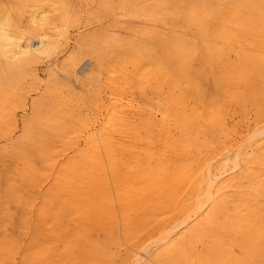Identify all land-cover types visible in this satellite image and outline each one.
<instances>
[{
	"label": "rangeland",
	"instance_id": "obj_1",
	"mask_svg": "<svg viewBox=\"0 0 264 264\" xmlns=\"http://www.w3.org/2000/svg\"><path fill=\"white\" fill-rule=\"evenodd\" d=\"M33 6L55 48L0 54V264H264V0H0V20Z\"/></svg>",
	"mask_w": 264,
	"mask_h": 264
},
{
	"label": "bare ground",
	"instance_id": "obj_2",
	"mask_svg": "<svg viewBox=\"0 0 264 264\" xmlns=\"http://www.w3.org/2000/svg\"><path fill=\"white\" fill-rule=\"evenodd\" d=\"M38 1V0H37ZM40 1V0H39ZM65 1V0H64ZM30 2V1H29ZM46 2V1H45ZM56 3V1H54ZM59 2V1H58ZM57 2V3H58ZM11 3V2H10ZM24 3V2H23ZM26 3V2H25ZM24 3V4H25ZM36 3V2H35ZM50 3V2H49ZM52 3V2H51ZM37 4V3H36ZM57 5V4H55ZM62 5V4H61ZM37 6V5H36ZM33 6L36 9L37 7ZM49 6V5H48ZM54 6V5H53ZM58 6V5H57ZM20 7V6H19ZM27 7V5H26ZM55 7V6H54ZM12 7H10L11 9ZM30 8V7H28ZM27 8V9H28ZM44 8V7H43ZM6 9V8H5ZM21 10V8H19ZM32 9V8H31ZM62 9V8H61ZM2 10V9H1ZM24 10V9H23ZM26 10V9H25ZM28 11V10H27ZM31 11V10H30ZM28 11V12H30ZM38 12V10H36ZM17 12V11H16ZM20 13V11H18ZM25 12V11H24ZM37 12H34L29 16V18L25 21H20V16H18L13 12L9 11L10 14L7 15L8 17L2 18L4 20H0L2 23L0 26V54L3 55L4 59L7 61L11 67H18L23 68L24 67H32V65H36L40 59L48 58L49 55L52 54L54 50V42L53 37L55 34L51 32L49 34V28L51 29L50 25H52V22L50 23L49 19L46 16L39 15ZM58 12V11H57ZM56 12V13H57ZM7 13V10H6ZM5 13V15H6ZM18 13V14H19ZM22 13V11H21ZM23 14V13H22ZM29 14V13H28ZM27 14V15H28ZM15 15V17H14ZM20 15V14H19ZM53 15V14H52ZM24 16V15H21ZM54 16V15H53ZM51 17V16H50ZM18 18V19H16ZM64 23V22H63ZM62 23V24H63ZM53 26V25H52ZM57 27V26H56ZM56 30V29H55ZM58 30V29H57ZM54 32V31H53ZM61 33V32H60ZM188 35V34H187ZM56 37V36H55ZM60 43V42H59ZM58 45V44H57ZM59 48V47H58ZM56 48V49H58ZM56 53V52H55ZM29 67V68H30ZM257 131V130H256ZM255 134H257L255 132ZM263 134V133H262ZM262 134H260L262 136ZM260 135H253L254 137H260ZM251 136V135H250ZM253 137V138H254ZM252 138V137H251ZM252 138V139H253ZM255 139V138H254ZM253 139V140H254ZM258 139V138H257ZM249 141V140H247ZM110 142V141H109ZM250 142V141H249ZM248 142V143H249ZM240 146V145H239ZM241 147V146H240ZM238 147V150L240 149ZM237 154V153H236ZM239 155V154H238ZM234 156V159H231L233 163H237L239 160V156ZM241 155V154H240ZM191 156V155H189ZM227 156V154L223 155ZM228 157V156H227ZM239 157V158H238ZM201 159V158H200ZM238 159V160H237ZM230 161V160H229ZM230 161V162H231ZM239 162V161H238ZM235 166V165H234ZM211 167V166H210ZM207 168V167H206ZM211 169V168H210ZM208 169V181L209 186L212 188L214 184L219 180L223 175L219 174L218 176L212 174V170ZM207 172V171H206ZM215 173V172H214ZM205 174V173H204ZM225 174V172L223 173ZM207 181V180H206ZM207 189V188H206ZM209 189V188H208ZM210 192V191H209ZM212 192V191H211ZM207 202L211 200V196L209 194L206 195ZM172 203V202H171ZM200 206V205H199ZM198 207V206H197ZM197 210V209H196ZM200 211V209H199ZM202 212V211H201ZM200 213V212H199ZM197 214V212L194 213V216ZM192 217L188 220H190ZM186 224V222L183 223V225ZM191 224V223H190ZM170 231V230H169ZM171 234V232H170ZM173 235V234H172ZM167 236V235H166ZM169 236V234H168ZM186 236V235H185ZM166 240V239H165ZM186 240V239H185ZM159 241V240H158ZM157 242V241H156ZM160 242V241H159ZM158 243V242H157ZM179 243V242H178Z\"/></svg>",
	"mask_w": 264,
	"mask_h": 264
}]
</instances>
